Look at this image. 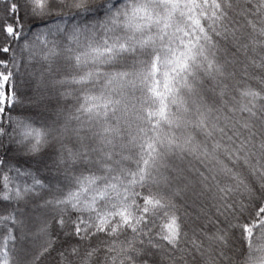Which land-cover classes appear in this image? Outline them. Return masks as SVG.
Returning a JSON list of instances; mask_svg holds the SVG:
<instances>
[{
	"label": "snow or ice",
	"instance_id": "obj_1",
	"mask_svg": "<svg viewBox=\"0 0 264 264\" xmlns=\"http://www.w3.org/2000/svg\"><path fill=\"white\" fill-rule=\"evenodd\" d=\"M258 16L264 0H0V264H185V222L204 209L193 200L180 214L186 187L158 127L133 123L178 126L168 109L191 110L184 92L223 97L229 66L248 56L236 17L253 27ZM242 83L234 103L254 115L264 83ZM195 107L196 126L223 132L208 128L210 106ZM231 178L249 202L217 214L231 215L244 264H264V170L252 178L259 196L248 177Z\"/></svg>",
	"mask_w": 264,
	"mask_h": 264
},
{
	"label": "trees",
	"instance_id": "obj_2",
	"mask_svg": "<svg viewBox=\"0 0 264 264\" xmlns=\"http://www.w3.org/2000/svg\"><path fill=\"white\" fill-rule=\"evenodd\" d=\"M221 2L234 5L244 3L245 0ZM236 19L240 20L238 26L241 31L238 35L242 37L243 43L249 45L248 56H239L241 63H238L235 69L229 66V73L235 70L236 76L229 75L224 79L225 95L213 97L208 92H184L185 104L190 111H179L169 105V113L174 114L173 118L178 120V126L175 127L156 121L149 124L146 120L133 123L134 131L138 127L148 131L149 135L153 127H158L160 139L164 141L159 145L162 159L170 174H180L179 183L186 187L175 201L180 213L183 215L185 207L193 200L204 209V215L199 220L192 218L185 222L187 236L181 240L182 247L186 249L185 264H217L218 261L220 264H244L246 249L238 234H234L229 227L232 217L228 212L218 215L217 206L227 202L239 211L241 202H249L248 192L231 178L233 172L248 177L256 189L255 195L260 194L259 185L254 183L252 178L264 170V106L257 104L253 109L255 114L251 115L241 112L233 98L243 99L236 92L237 81H243L240 86L247 84L253 89L260 88L264 83V80H261V77H264V68L261 67L264 61V16L250 18L253 27H249V22L240 17ZM249 58L254 60L255 64L250 63ZM245 64L249 73L248 79L241 76ZM204 97H207V101ZM196 103L212 108L208 128L218 126L223 132L213 130L209 135L208 131L196 126ZM169 138L174 139L176 146L168 147ZM241 141L245 142L242 148ZM216 144H219V148L215 147ZM205 150L208 155H205ZM137 151L138 149L132 147L125 153L129 156V159L124 161L126 166H135ZM237 155L241 158L240 163H237ZM225 169L229 171L226 172ZM218 186H229L230 190L223 194L218 191ZM209 220L213 223H209ZM217 229L223 234V241L215 237ZM253 242L262 241L257 237Z\"/></svg>",
	"mask_w": 264,
	"mask_h": 264
},
{
	"label": "clouds",
	"instance_id": "obj_3",
	"mask_svg": "<svg viewBox=\"0 0 264 264\" xmlns=\"http://www.w3.org/2000/svg\"><path fill=\"white\" fill-rule=\"evenodd\" d=\"M182 207V206H181ZM178 211L180 212V209L178 208ZM181 214V213H180ZM182 215V214H181ZM217 264H220V262L218 261Z\"/></svg>",
	"mask_w": 264,
	"mask_h": 264
}]
</instances>
